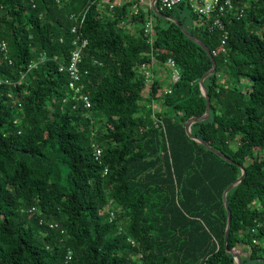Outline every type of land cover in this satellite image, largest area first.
Wrapping results in <instances>:
<instances>
[{
	"label": "trees",
	"instance_id": "1",
	"mask_svg": "<svg viewBox=\"0 0 264 264\" xmlns=\"http://www.w3.org/2000/svg\"><path fill=\"white\" fill-rule=\"evenodd\" d=\"M115 1L0 0V264H236L223 193L242 167L227 194L228 246L264 264V0H235L244 11L226 18L224 46L199 16L191 25L186 8L156 4L215 57L210 115L191 130L234 163L186 131L206 112L209 54L152 7ZM73 15H85L80 32ZM77 33L89 40L90 106L60 70Z\"/></svg>",
	"mask_w": 264,
	"mask_h": 264
},
{
	"label": "built area",
	"instance_id": "2",
	"mask_svg": "<svg viewBox=\"0 0 264 264\" xmlns=\"http://www.w3.org/2000/svg\"><path fill=\"white\" fill-rule=\"evenodd\" d=\"M61 3L62 0H56ZM127 0H116L111 3L109 8L113 9L116 5H122ZM139 4H144L145 6L152 7L153 0H138ZM158 1V0H157ZM156 1V4H157ZM161 8L172 10L174 8H187L193 14L200 17V24L204 26V28H208L209 30H219V32L223 36L222 45L226 44V40L229 36V30L226 23V18H230V16H241L243 14V8L238 7L235 0H160ZM182 9V10H183ZM85 15L83 16H74L75 24L72 27V32H80V27L85 21ZM229 16V17H228ZM131 27V24H129ZM154 19L152 16L148 15V19L144 23L145 31L150 36V42H153L155 32L153 31ZM88 38L84 37L82 33H77V36L73 40V49L70 53L69 62L66 65H62L60 70L67 71L70 76L69 86L73 90V97L76 99H82L85 101L87 106L91 105L89 96L87 94L82 93V86L80 85L81 81V67L80 64L82 62V52L83 49L88 45ZM1 49L7 50L6 41H0ZM216 53V51H214ZM153 63L156 62V59L153 58ZM33 63L32 65H35ZM166 65L171 69V79L173 83L177 82L180 79L181 72L180 68L177 65V62L173 58H168L166 61ZM142 70H147V64L143 63L141 65ZM148 75H151L149 71H146ZM4 81L0 78V82ZM5 82H9L8 79ZM171 88H166L165 92H171ZM96 157L97 159H101L102 149L97 146L96 147ZM107 172V168L105 170ZM70 257V256H69Z\"/></svg>",
	"mask_w": 264,
	"mask_h": 264
},
{
	"label": "water",
	"instance_id": "3",
	"mask_svg": "<svg viewBox=\"0 0 264 264\" xmlns=\"http://www.w3.org/2000/svg\"><path fill=\"white\" fill-rule=\"evenodd\" d=\"M156 1L157 0H153L152 1V8L154 10V12L159 15V16H162V17H165V18H168L174 22H176L180 28L183 30V32L188 36L190 37L191 39H193L194 41H196L197 43H199L205 50L206 52L209 54L211 60H212V68L210 70H208L207 72H205V74L202 76L201 80H200V86H201V89L204 93V95L206 96L207 98V107H206V112L204 115L202 116H198V117H194L192 119H190L187 124H186V131L188 133V135L205 144L211 151H213L214 153L218 154L219 156H221L222 158H224L225 160H227L228 162H231V163H234L233 159L230 158L229 156H227L225 153L221 152L220 150L212 147L207 141H205L203 138L201 137H198L196 136L195 134H193L192 130H191V126L194 122L196 121H199V120H204L206 118L209 117L210 115V109H211V100H210V95H209V92H208V89L206 88L205 86V83H204V80L206 79L207 76H209L210 74H214L216 72V60H215V57L214 55L212 54L211 52V49L209 48V46L201 39V38H198L196 36H194L193 34H191L186 28L185 26L183 25V23L180 22L179 19H177L175 16L173 15H168L164 12H162L156 5ZM242 175L237 179L235 180L234 182H232L225 190H224V193H223V199H224V203H225V206H226V209L228 211V222H227V228H226V234H225V247L228 251L232 252L234 257H235V260H236V264H242V259H241V250H239L237 247H234V248H229L228 246V241H229V234H230V228H231V220H232V213H231V210H230V207H229V202H228V199H227V194L228 192L236 185H238L243 179L244 177L246 176V170L244 167H242Z\"/></svg>",
	"mask_w": 264,
	"mask_h": 264
},
{
	"label": "rangeland",
	"instance_id": "4",
	"mask_svg": "<svg viewBox=\"0 0 264 264\" xmlns=\"http://www.w3.org/2000/svg\"><path fill=\"white\" fill-rule=\"evenodd\" d=\"M178 10V9H177ZM177 13L185 19V22L188 23V24H191V25H195L196 24V20H194L192 18V13L189 9H185L184 11L180 12L179 10L177 11ZM155 20V18H153ZM242 245H239L237 248L239 250H241V254H245V252L242 251Z\"/></svg>",
	"mask_w": 264,
	"mask_h": 264
}]
</instances>
